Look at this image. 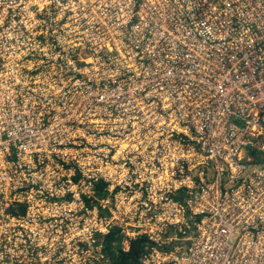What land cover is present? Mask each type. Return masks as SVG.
<instances>
[{
  "label": "built area",
  "instance_id": "built-area-1",
  "mask_svg": "<svg viewBox=\"0 0 264 264\" xmlns=\"http://www.w3.org/2000/svg\"><path fill=\"white\" fill-rule=\"evenodd\" d=\"M259 154L264 0H0V264H264Z\"/></svg>",
  "mask_w": 264,
  "mask_h": 264
},
{
  "label": "trees",
  "instance_id": "trees-1",
  "mask_svg": "<svg viewBox=\"0 0 264 264\" xmlns=\"http://www.w3.org/2000/svg\"><path fill=\"white\" fill-rule=\"evenodd\" d=\"M117 232L112 230L104 236V249L110 254L113 264H138V259L144 250V238L140 237L130 242V248L127 252L119 248L121 240L120 236H116ZM113 240H117L116 250L112 248Z\"/></svg>",
  "mask_w": 264,
  "mask_h": 264
},
{
  "label": "rangeland",
  "instance_id": "rangeland-1",
  "mask_svg": "<svg viewBox=\"0 0 264 264\" xmlns=\"http://www.w3.org/2000/svg\"><path fill=\"white\" fill-rule=\"evenodd\" d=\"M259 155L261 156V160H264L263 155L262 154H259Z\"/></svg>",
  "mask_w": 264,
  "mask_h": 264
}]
</instances>
